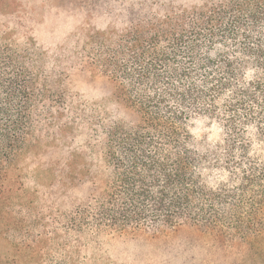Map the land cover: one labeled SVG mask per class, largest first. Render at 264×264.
<instances>
[{
  "label": "trees",
  "instance_id": "trees-1",
  "mask_svg": "<svg viewBox=\"0 0 264 264\" xmlns=\"http://www.w3.org/2000/svg\"><path fill=\"white\" fill-rule=\"evenodd\" d=\"M99 1L80 9L91 18L79 34L87 40L54 63L99 69L135 122L110 120L98 143L105 187L63 214L65 238L188 228L227 246L264 243V0L161 2L118 17L99 13ZM28 43H9L0 23V236L14 224V162L54 101L50 48ZM200 121L217 140L196 138ZM65 245L64 259L78 248ZM28 250L26 264L50 255Z\"/></svg>",
  "mask_w": 264,
  "mask_h": 264
},
{
  "label": "rangeland",
  "instance_id": "rangeland-1",
  "mask_svg": "<svg viewBox=\"0 0 264 264\" xmlns=\"http://www.w3.org/2000/svg\"><path fill=\"white\" fill-rule=\"evenodd\" d=\"M98 1L0 0V23L9 43L28 46L31 37L50 48L47 56L52 62L47 67L53 90L50 94L54 96L53 102L47 100L52 106L50 119L34 130L35 137L18 156L10 174L15 191L14 224L0 236V260L26 264L28 246H36L43 250L39 252L50 255L37 258L33 264H264V243L227 246L188 228L155 237L103 233L82 237L78 244L73 237L65 238L63 214L87 205L97 195L96 186L101 190L105 187L107 174L98 143L104 139L110 120L135 122L114 84L99 69L56 68L54 63L53 58L61 55L66 64L87 40L79 39V34L91 18L80 9ZM183 1L100 0L97 10L118 17L139 5L150 10L155 3L174 6ZM37 48L41 52L39 45ZM194 135L201 142L217 140V133L204 121L195 124ZM66 242L78 248L70 247L64 259L62 246Z\"/></svg>",
  "mask_w": 264,
  "mask_h": 264
}]
</instances>
